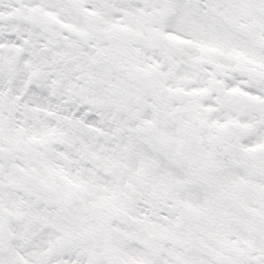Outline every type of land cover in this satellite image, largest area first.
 Segmentation results:
<instances>
[{
    "label": "snow or ice",
    "instance_id": "1",
    "mask_svg": "<svg viewBox=\"0 0 264 264\" xmlns=\"http://www.w3.org/2000/svg\"><path fill=\"white\" fill-rule=\"evenodd\" d=\"M0 264H264V0H0Z\"/></svg>",
    "mask_w": 264,
    "mask_h": 264
}]
</instances>
